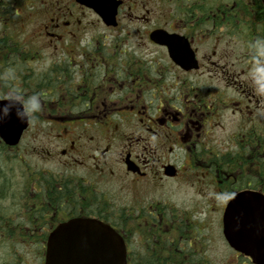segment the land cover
<instances>
[{"label":"flooded vegetation","instance_id":"obj_1","mask_svg":"<svg viewBox=\"0 0 264 264\" xmlns=\"http://www.w3.org/2000/svg\"><path fill=\"white\" fill-rule=\"evenodd\" d=\"M4 2L37 14L31 30L14 32L23 45L0 50V66L44 104L17 146L0 139L25 170L24 245L44 254L56 226L90 218L121 234L128 264L205 258L211 207L193 212L174 196L197 185L207 199L221 193L212 208L222 231L230 199L264 195V97L250 85L247 54L264 36V0H218L210 13L206 0L185 12L168 6L162 23L149 0H123L116 26L77 0ZM157 29L198 68L153 42Z\"/></svg>","mask_w":264,"mask_h":264},{"label":"water","instance_id":"obj_2","mask_svg":"<svg viewBox=\"0 0 264 264\" xmlns=\"http://www.w3.org/2000/svg\"><path fill=\"white\" fill-rule=\"evenodd\" d=\"M93 7L107 24H116L118 0H80ZM165 31H154L151 38L169 46ZM185 57H188L186 55ZM192 62L195 59L192 57ZM179 61V60H177ZM192 67V66H189ZM29 124L11 118L0 125V137L8 144L18 142ZM224 234L232 247L264 264V197L259 194L235 197L227 206ZM44 264H127L126 246L110 225L95 219L75 218L61 223L50 235Z\"/></svg>","mask_w":264,"mask_h":264},{"label":"trees","instance_id":"obj_3","mask_svg":"<svg viewBox=\"0 0 264 264\" xmlns=\"http://www.w3.org/2000/svg\"><path fill=\"white\" fill-rule=\"evenodd\" d=\"M187 0H163L168 6L176 7L184 12L188 7L196 8L201 5L199 0H190V4L186 5ZM207 13L213 8L218 0H206ZM185 8V9H184ZM10 4L0 0V50L8 47L12 43L18 44L19 38L14 33L15 30L11 26L13 20V12ZM257 24L256 22L254 23ZM7 64V61L4 62ZM7 69V66L1 67L0 72ZM1 93V92H0ZM16 156H12L8 152V147L0 146V200L8 196L12 197V202L3 204L0 202V264H28V246L24 245L26 232L24 229V220L22 211L24 208V189L21 187L25 170L21 166V162L16 160ZM24 173V174H23ZM8 176V177H7ZM7 181V182H6ZM14 181V183H13ZM9 184L14 185L10 189ZM28 234V232H27ZM23 240V241H22ZM38 248V255H42V249ZM43 256V255H42ZM243 259L240 258L237 264H242ZM136 264V263H134ZM141 264H219L214 261L210 253L207 252L205 258L195 257L191 254L189 260L167 262L157 260V263L144 262ZM235 264V263H227Z\"/></svg>","mask_w":264,"mask_h":264},{"label":"clouds","instance_id":"obj_4","mask_svg":"<svg viewBox=\"0 0 264 264\" xmlns=\"http://www.w3.org/2000/svg\"><path fill=\"white\" fill-rule=\"evenodd\" d=\"M247 54L251 60L248 73L250 85L257 96L264 97V36H258L247 44ZM17 72L9 67L0 72V125L15 117L21 124H35L43 111L42 96L38 92H27L16 84ZM210 198L219 200L221 193L209 192Z\"/></svg>","mask_w":264,"mask_h":264},{"label":"rangeland","instance_id":"obj_5","mask_svg":"<svg viewBox=\"0 0 264 264\" xmlns=\"http://www.w3.org/2000/svg\"><path fill=\"white\" fill-rule=\"evenodd\" d=\"M148 8L151 10V13L149 14L151 16V19L154 21H159L162 23L165 20V17L167 16L169 12V8L167 6H158L157 3L153 4L151 3V0H149ZM23 5V4H22ZM145 12V11H144ZM147 13V12H146ZM145 14V13H144ZM37 14L30 13L25 14L22 10H19L18 16L15 18L14 22L11 23L14 29L18 32L19 35H22L23 32H26L27 30H31L33 28V20L36 18ZM126 20L127 18H123V23L126 26ZM141 26H139L140 28ZM136 41V40H135ZM143 50L149 49L150 51H153L155 53V48L152 47L149 44L141 43ZM142 50V51H143ZM156 51L158 52V55L162 56V51L156 48ZM156 54V53H155ZM18 160V158H16ZM206 195L202 192V186L197 185L195 188L191 187H185L179 193L174 196V201L176 203H179L181 205H185L190 207L191 211L194 212L193 209L200 208L201 210L208 207H211V210L207 213V218L209 219V223L205 229L206 233V248H209V253L213 255L215 258H217V263L219 264H227L229 262H236V258L234 255H236V252H233L231 248L228 246L226 241L224 240L222 233L217 226L216 223V212L213 210V203L214 199H207ZM210 203H209V202ZM212 204V205H211ZM28 256V264H41V259L38 257V248H28L27 252ZM224 260H228L225 261ZM247 264V263H243ZM251 264V263H248Z\"/></svg>","mask_w":264,"mask_h":264},{"label":"bare ground","instance_id":"obj_6","mask_svg":"<svg viewBox=\"0 0 264 264\" xmlns=\"http://www.w3.org/2000/svg\"><path fill=\"white\" fill-rule=\"evenodd\" d=\"M8 177V176H7ZM7 182V181H6ZM1 185V184H0Z\"/></svg>","mask_w":264,"mask_h":264}]
</instances>
